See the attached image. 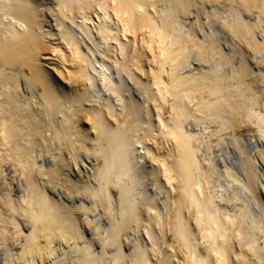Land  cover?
<instances>
[{
	"label": "bare ground",
	"instance_id": "obj_1",
	"mask_svg": "<svg viewBox=\"0 0 264 264\" xmlns=\"http://www.w3.org/2000/svg\"><path fill=\"white\" fill-rule=\"evenodd\" d=\"M0 264H264V0H0Z\"/></svg>",
	"mask_w": 264,
	"mask_h": 264
},
{
	"label": "rangeland",
	"instance_id": "obj_2",
	"mask_svg": "<svg viewBox=\"0 0 264 264\" xmlns=\"http://www.w3.org/2000/svg\"><path fill=\"white\" fill-rule=\"evenodd\" d=\"M147 35L148 31L143 30L141 32H128L127 33V39L134 41L132 50H141L144 58L142 59V65L144 67V70L147 74V72L150 70L151 67H155L158 62L157 57V50L152 49L150 43L147 42ZM142 37H144V43L141 42ZM56 43H49L45 46L44 50L40 54L39 59L41 60L43 66L50 71L52 77L55 79V81L65 87L66 89L74 88L79 86V80H74L69 78V70L74 69L77 66L76 61H72V58L69 55V51L65 47H60V49H56ZM167 107V105H166ZM85 126H88V123L84 122ZM160 137L157 136V141H161L159 139ZM149 145L152 148H155V145L151 142ZM163 150V147L160 149ZM73 246V245H72ZM61 253V252H59ZM57 257V254L55 255ZM51 257L50 259H52ZM49 259V260H50Z\"/></svg>",
	"mask_w": 264,
	"mask_h": 264
}]
</instances>
